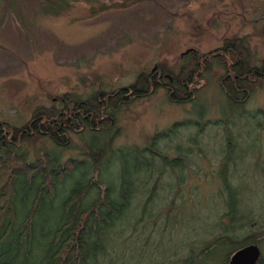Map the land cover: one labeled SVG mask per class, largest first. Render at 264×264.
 <instances>
[{
    "label": "rangeland",
    "instance_id": "374dc122",
    "mask_svg": "<svg viewBox=\"0 0 264 264\" xmlns=\"http://www.w3.org/2000/svg\"><path fill=\"white\" fill-rule=\"evenodd\" d=\"M232 38L248 67L264 64V0H0V123L11 127L41 107L72 115L157 65L191 83V60L207 67L188 102L163 78L106 107V128L14 141L9 155L34 168L14 183L0 264H229L248 237L264 264V77L246 84L243 104L229 101L221 48ZM39 166L51 177L40 192ZM80 202L73 257L60 245Z\"/></svg>",
    "mask_w": 264,
    "mask_h": 264
},
{
    "label": "trees",
    "instance_id": "16d2710c",
    "mask_svg": "<svg viewBox=\"0 0 264 264\" xmlns=\"http://www.w3.org/2000/svg\"><path fill=\"white\" fill-rule=\"evenodd\" d=\"M54 8V6L49 5L46 8V14H58V12H53ZM237 41L238 39L236 38L229 40L226 39L223 47L221 48V57L222 60L224 59L225 69H227V74L224 78H222L221 86L230 102L243 104L249 95V88L246 84L264 77V64L261 67H248L245 61L240 58L239 49H241V47ZM192 63H194L192 65V68L194 67L193 73H196L192 83L187 81L185 77H181L179 80L173 79L170 75V77H168L167 75L169 72L166 68L161 65H157V67L151 70L148 75L142 74L138 80L132 84L131 87H129V89H123L122 93H116L108 96L107 98H94L84 103L76 104L73 108L72 115H68L66 113L63 114V112L55 109H46L41 107L34 110L28 123L21 127H11L7 123H0V251L3 247L1 239L6 235V229L9 227L10 223L13 222L12 220L14 218L12 198L14 193V183L22 174H26L27 178V173L29 172V168H31L30 164L22 162L16 156L11 155V153L9 155V152L19 145L15 144L14 141L19 142V139L21 140L32 136L56 140L57 138H60V136L63 138L67 130L74 127L78 129L81 124L87 126V128H89V126L91 128H93V126L98 127L97 124L106 128L109 122L108 120L104 121L105 117L103 116V112L106 107L111 105L116 107L120 104V102H122V100H127V98H140L143 95H146L147 92H152L153 89L151 90V88L159 87L163 78H167L169 80L172 79L173 82L171 85L166 87V90L170 96L172 95L175 98L177 103L188 102L193 98L192 88L199 84V81H195L196 77H199L198 80H200L202 72H204L207 68L205 63L193 62L191 60V64ZM89 122L91 125H89ZM96 129L97 128H94L92 130L96 131ZM3 152H7L8 155H2ZM33 168L34 167H32L31 170ZM36 170V174L41 175L43 182L45 181V184L43 183V187L41 185L39 188V192L48 190L51 185L49 171L45 167L41 166L37 167ZM43 171H46V174H43ZM101 199H103L102 196ZM39 201H41V198L37 201V203ZM105 204H108L110 207L112 206L109 203ZM105 204L100 205L101 208H103ZM80 205L81 202L73 203L71 212L67 211L65 220H67V224H73V226L69 229V234L63 241H61L60 245V252L64 251V253L73 254V257L76 256L75 253H78V249L76 248V246H78V243L76 242L77 235L81 232L80 229L82 228V224L86 222L83 214L81 213H86L87 210H82V208L79 207ZM38 208L39 206L35 208L32 207L29 214H33L34 216L35 211ZM104 209L105 208L99 211V217L103 219L107 216L103 212ZM92 216L94 217L93 214ZM26 220L27 223H29L30 218L28 215ZM28 229L30 230V227ZM20 238L21 237H19V241ZM252 243L255 242L248 237V239H245L235 250ZM80 248L81 252L85 250L84 247ZM1 259H3V255L0 256V260ZM51 262L54 264H60V258H57L55 255ZM63 264H70V260L68 259L67 262ZM257 264H262V257H260Z\"/></svg>",
    "mask_w": 264,
    "mask_h": 264
},
{
    "label": "water",
    "instance_id": "95a60500",
    "mask_svg": "<svg viewBox=\"0 0 264 264\" xmlns=\"http://www.w3.org/2000/svg\"><path fill=\"white\" fill-rule=\"evenodd\" d=\"M260 256L261 252L257 245H245L232 254L229 264H257Z\"/></svg>",
    "mask_w": 264,
    "mask_h": 264
},
{
    "label": "bare ground",
    "instance_id": "6f19581e",
    "mask_svg": "<svg viewBox=\"0 0 264 264\" xmlns=\"http://www.w3.org/2000/svg\"><path fill=\"white\" fill-rule=\"evenodd\" d=\"M233 104H235V105H239V104H237V103H233ZM124 170H125V172H126V174H124V176H126L125 178H128V177H130L129 175H132L131 174V169L130 168H126L125 167V169H123V172H124ZM108 172H110V174L113 176L112 178H114V176L116 175V172H115V165H110V167H109V169H108ZM105 178H107V177H105ZM99 183V182H98ZM99 186V185H98ZM111 188V187H110ZM109 189V188H108ZM13 197H14V193H13ZM12 197V198H13Z\"/></svg>",
    "mask_w": 264,
    "mask_h": 264
}]
</instances>
